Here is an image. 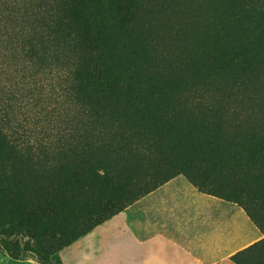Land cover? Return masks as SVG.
I'll use <instances>...</instances> for the list:
<instances>
[{"label": "rangeland", "instance_id": "obj_1", "mask_svg": "<svg viewBox=\"0 0 264 264\" xmlns=\"http://www.w3.org/2000/svg\"><path fill=\"white\" fill-rule=\"evenodd\" d=\"M111 1L104 0L109 12ZM36 2L0 0V234L34 244L58 264H77L82 243L105 245L96 264L112 252L109 244L134 245L126 254L137 263L142 255L133 250L146 236L179 249L181 264L227 256L238 264H264V39L260 48L251 46V60L222 56L247 32L237 20L250 18L262 0L139 2L155 56L189 64L218 34L213 45L222 84H202L208 72L198 60L201 67L180 82L199 77L173 88L165 112L158 95L146 94L121 112L122 93L117 105L104 102L103 110L116 111L112 116L94 97L72 95L66 82L76 66L99 63L89 56L113 50L111 39L121 46L123 34L94 27L88 34L96 41L85 52L50 34L44 45L56 57L47 54L38 68L17 44L34 39V29L46 33V7L37 9ZM223 6L235 18L220 29L206 9ZM119 22L130 24L123 15ZM146 106L155 111L141 122ZM11 247L0 241V264H40L33 256L11 258Z\"/></svg>", "mask_w": 264, "mask_h": 264}, {"label": "trees", "instance_id": "obj_2", "mask_svg": "<svg viewBox=\"0 0 264 264\" xmlns=\"http://www.w3.org/2000/svg\"><path fill=\"white\" fill-rule=\"evenodd\" d=\"M141 1L142 0H112L110 3L111 12H109L105 8L106 3L104 0H37L35 4L37 9L46 7L44 15L42 16V19L45 18L49 20L46 22L47 25L44 24L43 26L46 29V33L41 32L39 34V32L34 29V39H30L31 41L27 42V39L24 38L23 40H19L17 44L27 49L26 53H29L30 59L36 60L35 64H31L41 68L44 65L43 61L46 59L47 54L51 53L56 57V54L52 51V47L46 48V45H44L45 41L49 40L50 34L53 35V39L59 43L64 42L71 46L70 49H74L76 52L80 50L85 52L88 47L96 41V38L88 34L94 27L100 29L102 32L110 31L114 35L116 32L120 31L124 38L121 46H118L119 41L115 43L117 41L111 39L110 42L113 46V50L106 51L105 56L103 55L102 57L89 56L88 61L90 63L95 59L97 60L96 63H99L97 65L92 63L93 65L76 66L75 68L77 69H75L68 83L66 82L67 89L72 92V95L80 99H91L94 97L93 103L100 106V111L102 110V113L108 114L109 116L117 113L113 109L103 110L104 102L109 101L117 105L120 100L117 102L116 99L117 97L121 98L122 93L125 94V99L122 102L121 112L126 113V108H131L129 105L135 103L136 98L139 97L140 94H146L148 97L151 95H158L157 100L161 104H164L159 109L165 112L166 108L169 107L173 101V99H171L173 88L181 85L186 87L194 81V77H199L193 74V77L190 78L189 84L187 85L180 82L181 75L187 76V72H191L193 67L194 71L196 70V66L201 67L199 62L205 63L202 68L206 69L208 72L202 75L204 78L201 79L202 84H212L221 81L219 75H216V68L219 66L216 57V49L213 45L215 39L220 38V36L217 34L210 38L207 44L202 45L206 51L204 53L201 52V54H196L195 56L197 59L194 57L191 63L186 65L177 63L178 60L176 59L175 61L174 58L167 59L159 54L155 56L153 55L155 54V50L151 45V36H146L149 30L147 28L148 21L143 20L142 16L140 17L138 14L140 13L138 6ZM262 2L263 4L261 6L253 10L254 13L250 18L240 16L241 18L237 20V25L240 28L239 30H243V26H246L245 31L247 32L242 35L241 39L231 41L230 44L225 46V51H222L223 57L227 55L228 59L232 61L237 58L251 60L252 57H249L251 54L250 49H252L251 46L253 45L256 48L261 47L262 39H264V0H262ZM210 5H212V2ZM225 5L232 6L229 4ZM59 6L60 8H58ZM217 7L207 8L206 13L208 16L215 19V24H217L218 21V28L225 29L226 27L224 24L228 20H233L235 17L230 11L231 8L223 6L219 9ZM145 8L146 7H144L143 10ZM51 11H53V13L49 14ZM235 14L237 15L236 12ZM120 15L128 17L130 24L123 25L119 22L116 25V19ZM52 17L56 19L55 22L57 23V25H53V27L51 25L54 21ZM237 34L239 33L237 32ZM17 35L23 36L20 31H18ZM129 42L131 43L129 44ZM159 43H161L160 39L154 42L156 47H158ZM17 48L18 46L15 45L14 49ZM129 49L132 50V52L130 51L131 60L126 57L129 56ZM159 69V72L155 71ZM37 73L38 71L35 72V74ZM153 86L157 87L159 92H156L152 88ZM122 87H125V91L123 92L121 89ZM200 90L203 91L206 89L201 87ZM178 104L179 103L175 104L177 109L176 114H180L184 110L180 108ZM150 109L151 107L146 106V108L143 109L144 111L142 110L139 112L143 115L140 120L141 122L144 119H148L150 115H153L155 110L149 111ZM159 109L156 110L157 113ZM100 116H103V114ZM176 121H180V118ZM174 141H179V138H174ZM66 144L67 143L64 145ZM261 158L264 159V155L261 154ZM0 241L5 244H12L9 250V256L13 259L21 260L33 256L40 264H58L51 255L41 254L34 244L26 243L25 241L21 242L17 236L0 234ZM235 263L238 264V261Z\"/></svg>", "mask_w": 264, "mask_h": 264}, {"label": "crops", "instance_id": "obj_3", "mask_svg": "<svg viewBox=\"0 0 264 264\" xmlns=\"http://www.w3.org/2000/svg\"><path fill=\"white\" fill-rule=\"evenodd\" d=\"M157 244L155 246L154 244ZM138 246L134 248L133 251L135 255L137 253H140L141 260L137 263L133 262V264H181V251L169 243L166 242V239L159 240L154 239L152 240L150 237L146 236L143 237V240L141 243H137ZM136 244V245H137ZM104 244H100V247L98 244H79L78 247V258H77V264H96V260L98 257L102 256V254L99 252L100 249L107 250ZM128 246H134V245H127L124 246L123 244L114 243L109 244V249L112 250L109 255L107 256V259L102 261L101 264H130L128 261L129 255L126 254V248ZM138 247L140 249H138ZM148 247V252L146 251V248ZM100 248V249H99ZM70 262H73L72 259H70ZM209 264H237L235 263L230 256L220 258L214 262H211Z\"/></svg>", "mask_w": 264, "mask_h": 264}, {"label": "bare ground", "instance_id": "obj_4", "mask_svg": "<svg viewBox=\"0 0 264 264\" xmlns=\"http://www.w3.org/2000/svg\"><path fill=\"white\" fill-rule=\"evenodd\" d=\"M185 5V4H184ZM169 10V9H168ZM183 11V10H182ZM190 14V13H189ZM174 25V24H173ZM182 26H183V24H182ZM184 29V28H183ZM164 30V29H163ZM182 30V29H181ZM182 32V31H181ZM193 32V31H192ZM175 36V35H174ZM180 40V39H179ZM179 42V41H178ZM180 45V44H179ZM177 49V48H176ZM263 90V89H262ZM253 94V93H252ZM235 98V97H234ZM229 100V99H228ZM258 103V102H257ZM248 104V103H247ZM255 104V103H254ZM232 106V105H231ZM256 106V105H255ZM252 107H253V105H252ZM253 110H254V108H253ZM255 112V111H254ZM260 112V111H259ZM258 115V114H257ZM257 117V116H256ZM248 118V117H247ZM260 121H261V119H260ZM247 122H248V120H247ZM260 123V122H259ZM247 126V125H246Z\"/></svg>", "mask_w": 264, "mask_h": 264}]
</instances>
